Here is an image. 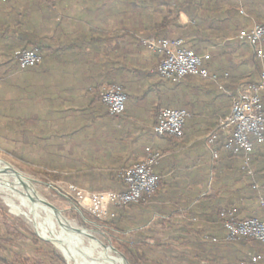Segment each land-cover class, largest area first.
Listing matches in <instances>:
<instances>
[{"label": "crops", "instance_id": "crops-1", "mask_svg": "<svg viewBox=\"0 0 264 264\" xmlns=\"http://www.w3.org/2000/svg\"><path fill=\"white\" fill-rule=\"evenodd\" d=\"M238 3L235 17L228 26H216L219 31L215 33H209L206 25H200L197 31L184 13L165 20H152L149 14L145 22L135 18L127 27L139 34L130 39L124 37L118 14L74 8L57 11L59 19L41 35L43 44H49L51 50L44 52L42 70L36 73V94L44 107L32 116L36 128L47 134L41 132L43 136L37 137L48 140L46 145L63 159L89 160L101 172L109 167L122 172L141 162L146 149L159 153L161 159L154 169L159 183L147 209L157 238L193 219L212 237L220 238L224 235L221 214H230L235 220L251 214L264 218V210L251 196L252 184L264 187V144L256 146L250 163L254 180L245 171L241 173L242 165L236 157L224 152L227 132L217 134L214 149H220L218 159L212 157L207 146L219 121L230 113L239 87L258 77L253 50L238 36L240 31L264 22V0ZM4 9L0 4V13ZM143 37L180 39L184 48L198 56H209L203 65L219 77L222 89L197 77H186L178 85L163 79L156 72L159 56L138 44V38ZM4 46L0 43V58L4 57ZM107 65L116 67L127 97L125 112L118 120L105 115V107L96 97ZM163 108L187 112L182 138L154 135L152 129ZM28 117H21L19 124L27 122ZM192 211L196 218L190 219ZM262 255L263 247L253 251L244 248L241 253L229 252L223 261L213 264H255L248 258Z\"/></svg>", "mask_w": 264, "mask_h": 264}, {"label": "trees", "instance_id": "trees-1", "mask_svg": "<svg viewBox=\"0 0 264 264\" xmlns=\"http://www.w3.org/2000/svg\"><path fill=\"white\" fill-rule=\"evenodd\" d=\"M13 1L6 0V2H2L0 0V4L5 7L4 11L0 13V43L5 45V51L2 55L6 57L10 65L16 66V71H20L15 58V52L29 49L37 51L42 57V62L36 67L28 68L25 71L27 73H39L42 70L45 59L44 52L50 51L51 47L48 46L49 44H43L41 35L51 27L53 21L59 19L57 11L81 8L102 10L111 14L116 13L118 14L117 19H120L121 16L124 25V37L135 39L139 35L137 34L138 32L134 31L132 27L127 28L131 26L135 18H139L140 21L145 22L149 14H151V19L161 18L165 20L173 15L184 13L195 23L197 31L200 30V25H206L208 26L209 33H215L219 31V28L217 29L216 26L219 24L227 25L232 16L235 17L239 7V3L236 0H19L17 4H13ZM107 24L110 26V22ZM155 37L158 38L157 36ZM138 44L141 46L139 38ZM246 44L251 49V46L248 43ZM3 67L4 65L0 63V71H2ZM254 67L256 71H259V64L256 60L254 61ZM106 68V77L102 84H99L96 96L100 104L102 103L99 98V91L102 88L120 85L125 94L124 86L118 79L119 73L116 67L107 65ZM262 103L264 108V94L262 96ZM105 115H107V112H105ZM28 118V121L23 124H19L20 122L16 120L14 124L22 125L17 131L22 136V144H32L34 148L38 142L42 141V138L37 137L42 129L36 128L33 116L30 117L29 115ZM34 130H37L38 133L35 134ZM215 142L212 144V149L217 153L218 159L220 149H214V146L217 144ZM259 144H264V142ZM257 145H255V148ZM45 147L43 150L46 149ZM224 152L236 157L240 161V165L242 166L239 168L241 173H244L242 171V156L235 155L231 151ZM40 156L45 158L46 154H41ZM251 179L254 180V176H251ZM65 181L79 188L87 184L90 191H106V189H109V185L116 192H123L125 190L121 174L113 175L112 172L104 173L95 169L87 171L79 170L75 174L66 176ZM251 192L252 199H256L255 191L251 189ZM148 205L149 203H140L129 205L122 210L113 209L116 214L115 217L110 221H103L104 224L119 232L121 236L129 232L130 238L126 241L123 249V255L129 264H202V262L213 264L214 262L223 261L224 257L232 251L241 253L244 248L252 251L259 249V247L264 248L263 243L253 240L217 244L206 242L202 237L213 235L191 220L183 221L172 232H166L162 238H157L151 228V218L147 215ZM193 212L189 214L190 219L196 218ZM85 216L91 219L89 215L86 214ZM251 217L258 216L251 214L247 218ZM162 229L164 228L162 227ZM24 233L30 242L28 247L32 249L35 256L42 259V262H34V264H64L62 258L56 254L51 245L39 240L35 235L28 233L26 230H24ZM3 242H12L13 244L14 239L10 234L6 232L2 233L0 230L1 251L5 249L2 244ZM7 252H0V264H26L25 260L20 258L25 253L23 249L19 250L14 259L9 255V250ZM250 257L248 258L249 261H251Z\"/></svg>", "mask_w": 264, "mask_h": 264}, {"label": "built area", "instance_id": "built-area-1", "mask_svg": "<svg viewBox=\"0 0 264 264\" xmlns=\"http://www.w3.org/2000/svg\"><path fill=\"white\" fill-rule=\"evenodd\" d=\"M6 2V0H1ZM240 2L241 0H236ZM238 38L245 40L253 50V56L259 64L256 81L242 85L237 90V97L232 104L231 111L218 123V128L207 139V146L213 158L217 153L212 144L220 131L227 132L223 148L243 158L242 171L253 176L250 167L255 153V145L264 142V108L262 96L264 94V22L255 25L251 30H242ZM143 48L159 56L156 72L160 77L173 85H178L186 77H198L203 81L216 85L220 90L222 83L216 74H210L203 62L209 56H198L193 51L183 47L180 39H156L154 37L140 38ZM15 58L20 70L33 68L41 64L42 57L33 49L15 52ZM99 98L105 106L107 115L118 120L125 112L126 96L120 85H112L99 91ZM187 112L180 109L163 108L159 111L156 124L152 131L157 137H174L180 139L184 134V124ZM161 155L146 149L143 160L121 172L124 185L123 192L102 191L90 192L84 188L67 185L68 195L79 206L100 221H110L115 217L113 209L122 210L132 204L149 203L159 183V177L154 169L159 164ZM256 193V201L264 210V187L252 184ZM230 215V214H229ZM221 214L220 220L224 235L220 238L203 236L206 242L233 243L237 241L253 240L264 244V218L251 217L235 221L230 215ZM193 222L196 220L193 219ZM264 261V255L251 259L252 263ZM202 264H205L202 262Z\"/></svg>", "mask_w": 264, "mask_h": 264}, {"label": "rangeland", "instance_id": "rangeland-1", "mask_svg": "<svg viewBox=\"0 0 264 264\" xmlns=\"http://www.w3.org/2000/svg\"><path fill=\"white\" fill-rule=\"evenodd\" d=\"M0 63L4 65L2 71H0V160L13 166L16 170L28 177L36 192L47 203H50L59 210L69 221H73L78 226H84L92 231H97L92 232V234L99 238L105 245L110 244L119 253L123 254L124 245L128 238H130L129 232L121 236L115 229L90 214L84 206L77 205L68 193L66 194L68 191L67 185L70 184L65 181L66 176L75 174L79 170L87 171L89 169H96L99 166H96V164L93 165L89 160L77 159V161H73L71 159H63L61 157L62 155L52 150L54 148L46 145L49 143L48 140L44 141L43 139L34 148L32 144H22V136L17 132L21 128V125H15L14 122L15 120L20 122V118L24 116H35L36 112H40L44 107L43 103H41V97H38V94H36V85L39 83V77L36 73L25 72L27 70L23 72L16 71L15 67L7 62L6 57H1ZM8 72H11L12 76H6L5 73ZM33 132L35 134L38 133L37 130ZM41 132L47 136L43 130L39 132V136H43ZM44 146L48 149L43 150ZM74 149L72 148L71 150ZM64 150L65 152L69 151L68 148ZM41 154H46V157L42 158L40 156ZM76 165L78 168H76ZM103 172H112L113 175L121 174L118 170L110 167L108 171ZM85 188V190L88 189L87 184ZM106 191H115V189L109 185V189H106ZM5 196L8 195L0 194V230L2 233L6 232L13 236L14 242L13 244L12 242H3L2 244L5 249L0 250V252L5 253V251L7 252L9 250V255L14 259L19 253V250L23 249L25 253L20 258L25 260L26 264L42 262V259L35 256L32 249L28 247L30 242L27 240L24 230L35 235L39 240H43L37 235L31 225L5 205L2 200V197ZM72 203L78 207L87 222L82 220ZM86 214L91 219H88L85 216ZM43 242L54 248L56 254L62 258L64 264H72L62 256L55 246L47 241Z\"/></svg>", "mask_w": 264, "mask_h": 264}, {"label": "bare ground", "instance_id": "bare-ground-1", "mask_svg": "<svg viewBox=\"0 0 264 264\" xmlns=\"http://www.w3.org/2000/svg\"><path fill=\"white\" fill-rule=\"evenodd\" d=\"M0 194L5 205L22 217L37 235L51 243L72 264H125L119 253L105 245L87 227L69 221L62 213L55 216L31 180L0 160ZM82 261V263H81Z\"/></svg>", "mask_w": 264, "mask_h": 264}, {"label": "water", "instance_id": "water-1", "mask_svg": "<svg viewBox=\"0 0 264 264\" xmlns=\"http://www.w3.org/2000/svg\"><path fill=\"white\" fill-rule=\"evenodd\" d=\"M73 204V203H72ZM46 205L53 211V213L55 214V216H58L59 214H60V212H59V210H57L53 205H51L50 203H46ZM74 205V209L80 214V216H81V218H82V220L84 221V222H87V220H86V218L82 215V213H81V211L78 209V207L75 205V204H73ZM42 239V238H41ZM43 241H46V240H44V239H42ZM110 245V244H109ZM111 246V245H110ZM111 248H112V250L115 252V253H119L114 247H112L111 246ZM120 254V256H121V258H122V260H123V262L125 263V264H129L128 263V261H127V259L125 258V256L123 255V254H121V253H119Z\"/></svg>", "mask_w": 264, "mask_h": 264}]
</instances>
